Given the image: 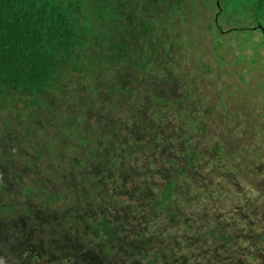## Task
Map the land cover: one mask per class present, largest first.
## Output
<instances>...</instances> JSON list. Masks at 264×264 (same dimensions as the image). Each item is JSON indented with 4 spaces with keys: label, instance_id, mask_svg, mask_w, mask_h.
<instances>
[{
    "label": "rangeland",
    "instance_id": "obj_1",
    "mask_svg": "<svg viewBox=\"0 0 264 264\" xmlns=\"http://www.w3.org/2000/svg\"><path fill=\"white\" fill-rule=\"evenodd\" d=\"M68 1L72 62L0 95V264H264V21Z\"/></svg>",
    "mask_w": 264,
    "mask_h": 264
},
{
    "label": "trees",
    "instance_id": "obj_2",
    "mask_svg": "<svg viewBox=\"0 0 264 264\" xmlns=\"http://www.w3.org/2000/svg\"><path fill=\"white\" fill-rule=\"evenodd\" d=\"M67 1L0 0V95L13 90L36 97L59 68L72 62L83 31ZM234 3L250 4L254 17L264 21V0H229L227 7ZM255 33L254 40L264 42V32ZM171 190L172 183L167 193ZM208 235L229 241L212 230Z\"/></svg>",
    "mask_w": 264,
    "mask_h": 264
}]
</instances>
